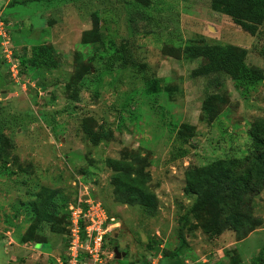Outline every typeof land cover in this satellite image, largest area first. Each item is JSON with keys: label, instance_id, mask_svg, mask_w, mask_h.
Returning a JSON list of instances; mask_svg holds the SVG:
<instances>
[{"label": "rangeland", "instance_id": "rangeland-1", "mask_svg": "<svg viewBox=\"0 0 264 264\" xmlns=\"http://www.w3.org/2000/svg\"><path fill=\"white\" fill-rule=\"evenodd\" d=\"M147 1L0 0V264H63L71 210L94 203L111 218L102 264H264V178L219 191L224 202L210 184L184 187L187 168L264 139V19L249 33L223 0ZM200 37L245 49L261 77L192 76L204 60L183 47ZM213 92L223 101L209 121ZM115 162L153 194L152 211L116 191ZM41 187L56 195L36 221ZM236 212L237 231L224 220Z\"/></svg>", "mask_w": 264, "mask_h": 264}, {"label": "trees", "instance_id": "trees-1", "mask_svg": "<svg viewBox=\"0 0 264 264\" xmlns=\"http://www.w3.org/2000/svg\"><path fill=\"white\" fill-rule=\"evenodd\" d=\"M138 1L144 6L148 2L147 0ZM223 1L225 12L235 23L249 33H254L256 29V25L253 24L254 21L257 22L264 19V0ZM93 24L96 25L95 20ZM38 50L42 54L46 64H50L52 67L56 66L54 62L49 60L50 58L45 53L46 49L44 47L41 46ZM183 53L188 59L201 58L204 60L203 63L191 70L190 74L192 76H206L215 72H223L230 75V78L240 80L246 79L251 81L252 79L261 77L260 70L245 67V49L237 48L232 44L208 43L203 37L189 39L183 47ZM214 101H223V98L220 94L213 92L206 94L202 100L201 108L206 113L209 121H212L216 117ZM182 141L185 140L183 139ZM252 146L254 152L250 156H245L241 159L219 158L205 165L187 168L184 176L185 191L197 192L210 184L211 191L214 192L216 200L224 202L225 197H221L218 193L219 191L222 192L223 189L241 191L252 188L251 185H254V187L258 186L259 180L264 178V139L258 133L252 134ZM111 163L113 164V162ZM115 164L118 169L114 174L116 191L125 200L137 202L139 205L152 211L155 208L153 194L144 190L138 178L130 176L127 170L128 166L120 168L121 164L119 162H115ZM55 195L56 191L54 189L48 187L39 188L35 197L36 204L34 205L36 221H39L46 213L51 211ZM200 205L202 204H196V207L200 208ZM242 219L243 216L237 212L230 213L224 218L225 224L236 231L242 224ZM79 224L83 226L81 221ZM162 263L164 264V262ZM165 264L181 263L170 257Z\"/></svg>", "mask_w": 264, "mask_h": 264}, {"label": "built area", "instance_id": "built-area-1", "mask_svg": "<svg viewBox=\"0 0 264 264\" xmlns=\"http://www.w3.org/2000/svg\"><path fill=\"white\" fill-rule=\"evenodd\" d=\"M2 22L0 21V27ZM108 217L98 203L88 204L81 210L77 206L71 210V236L63 264H102V235L109 226ZM83 223L84 238L79 237V222ZM110 254L109 257H111ZM148 264H158L149 260Z\"/></svg>", "mask_w": 264, "mask_h": 264}, {"label": "water", "instance_id": "water-1", "mask_svg": "<svg viewBox=\"0 0 264 264\" xmlns=\"http://www.w3.org/2000/svg\"><path fill=\"white\" fill-rule=\"evenodd\" d=\"M113 252H114L115 257L118 258L119 257V252H117V250L115 248H114Z\"/></svg>", "mask_w": 264, "mask_h": 264}]
</instances>
